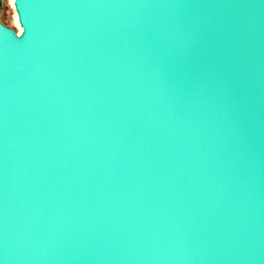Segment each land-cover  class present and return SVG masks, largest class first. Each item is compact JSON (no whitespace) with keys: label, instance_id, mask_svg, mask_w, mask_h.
Instances as JSON below:
<instances>
[{"label":"water","instance_id":"1","mask_svg":"<svg viewBox=\"0 0 264 264\" xmlns=\"http://www.w3.org/2000/svg\"><path fill=\"white\" fill-rule=\"evenodd\" d=\"M13 7L0 261L264 264V0Z\"/></svg>","mask_w":264,"mask_h":264},{"label":"rangeland","instance_id":"2","mask_svg":"<svg viewBox=\"0 0 264 264\" xmlns=\"http://www.w3.org/2000/svg\"><path fill=\"white\" fill-rule=\"evenodd\" d=\"M13 0H2L0 20L7 26L18 30L17 19L15 18L14 7L12 5Z\"/></svg>","mask_w":264,"mask_h":264},{"label":"bare ground","instance_id":"3","mask_svg":"<svg viewBox=\"0 0 264 264\" xmlns=\"http://www.w3.org/2000/svg\"><path fill=\"white\" fill-rule=\"evenodd\" d=\"M12 5H13V2H12ZM15 12V11H14ZM15 18L17 19V15H16V13H15ZM17 23H18V21H17ZM19 33H20V31H21V28H20V26H19V24H18V30H17Z\"/></svg>","mask_w":264,"mask_h":264},{"label":"snow or ice","instance_id":"4","mask_svg":"<svg viewBox=\"0 0 264 264\" xmlns=\"http://www.w3.org/2000/svg\"><path fill=\"white\" fill-rule=\"evenodd\" d=\"M0 264H3V262H2V261H0Z\"/></svg>","mask_w":264,"mask_h":264}]
</instances>
